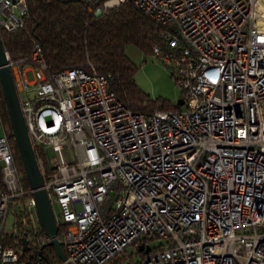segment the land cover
Wrapping results in <instances>:
<instances>
[{"label":"built area","instance_id":"1","mask_svg":"<svg viewBox=\"0 0 264 264\" xmlns=\"http://www.w3.org/2000/svg\"><path fill=\"white\" fill-rule=\"evenodd\" d=\"M81 1L95 17L131 2L161 26L166 49L152 54L184 107L136 113L88 61L51 73L38 44L28 57L5 51L60 228L59 264H105L127 246L143 253L136 264H264V0ZM26 11L0 0V29L22 27ZM0 174V264H44L4 240L34 249L49 238L1 122Z\"/></svg>","mask_w":264,"mask_h":264},{"label":"trees","instance_id":"2","mask_svg":"<svg viewBox=\"0 0 264 264\" xmlns=\"http://www.w3.org/2000/svg\"><path fill=\"white\" fill-rule=\"evenodd\" d=\"M27 11L24 24L7 33L0 29L3 49L9 55L28 57L38 44L49 66L55 73L68 68L86 67L87 61L102 75L112 78L111 89L130 110L149 114L156 109L180 108L164 97H150L135 83L138 66L126 54V47L134 45L144 54H152L153 46L166 49L162 28L131 2L113 6L102 16H93L81 0H25ZM181 91L180 100L183 101ZM0 122L10 146L13 165L23 189H29L22 162L14 143L12 129L0 86ZM1 176V174H0ZM1 184V178H0ZM14 214V212H12ZM16 213V212H15ZM26 230V228H25ZM60 228L57 236L60 237ZM21 231V234H24ZM44 231L41 229L40 234ZM32 243L37 236L32 233ZM5 241L20 248V235L9 234ZM41 250V251H39ZM142 252L116 254L105 264H136ZM44 264H59L60 259L52 246L45 242L19 255L20 260L34 262L39 256Z\"/></svg>","mask_w":264,"mask_h":264},{"label":"water","instance_id":"3","mask_svg":"<svg viewBox=\"0 0 264 264\" xmlns=\"http://www.w3.org/2000/svg\"><path fill=\"white\" fill-rule=\"evenodd\" d=\"M0 86L6 109L8 112L14 143L18 150L20 160L24 169L29 188L32 191L38 222L45 235L49 238L48 244L53 247L61 262L66 260L61 242L57 238V224L52 211L51 204L43 188V178L37 164L32 144L27 132L19 99L14 88L13 79L7 65L6 52L3 49L0 38ZM180 105L182 100H178ZM29 249L26 238H21V252ZM140 245L138 250H142ZM144 250L147 252L148 247ZM65 264H71L66 262Z\"/></svg>","mask_w":264,"mask_h":264},{"label":"rangeland","instance_id":"4","mask_svg":"<svg viewBox=\"0 0 264 264\" xmlns=\"http://www.w3.org/2000/svg\"><path fill=\"white\" fill-rule=\"evenodd\" d=\"M126 54L138 66L134 80L142 91L150 97H164L176 105L181 98V88L170 76L169 69L154 54L144 55L134 45L126 47ZM26 78L28 81L33 79L31 71L26 73ZM180 107L183 108L184 105ZM55 210L58 211L56 205ZM14 221V214L9 212L5 220L4 232H12ZM160 242L161 240L157 238L150 241L149 244L151 247H154ZM126 250L130 252L133 250V247L127 246Z\"/></svg>","mask_w":264,"mask_h":264}]
</instances>
